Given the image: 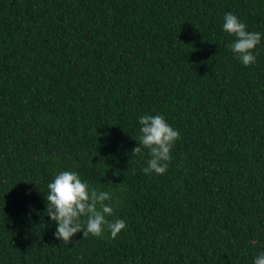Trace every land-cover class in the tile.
Wrapping results in <instances>:
<instances>
[{"label": "trees", "instance_id": "obj_1", "mask_svg": "<svg viewBox=\"0 0 264 264\" xmlns=\"http://www.w3.org/2000/svg\"><path fill=\"white\" fill-rule=\"evenodd\" d=\"M231 12L262 33L244 66ZM179 131L165 174L139 117ZM107 168V169H106ZM106 169V171H105ZM64 170L113 194L115 239L54 236ZM264 252V0H0V264H253Z\"/></svg>", "mask_w": 264, "mask_h": 264}, {"label": "clouds", "instance_id": "obj_2", "mask_svg": "<svg viewBox=\"0 0 264 264\" xmlns=\"http://www.w3.org/2000/svg\"><path fill=\"white\" fill-rule=\"evenodd\" d=\"M223 20V30L235 37L229 44L233 54L246 67L255 64L258 53L254 50L261 43L262 33L249 31L246 23L231 12L225 13ZM139 124L138 146L132 152L141 154L143 149H147L149 159L141 171L146 176L152 173L163 175L169 167L171 150L180 133L160 114L142 115ZM45 200L46 214L57 225L54 236L65 243L79 232L83 233V238L90 235L104 238L107 231L110 238L115 239L127 226L123 219H108L115 215L113 194L91 186L74 170L60 171L55 175L47 185ZM253 264H264V252L254 258Z\"/></svg>", "mask_w": 264, "mask_h": 264}]
</instances>
